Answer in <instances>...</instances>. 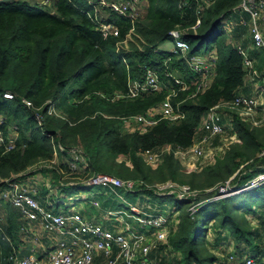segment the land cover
<instances>
[{
  "label": "trees",
  "instance_id": "16d2710c",
  "mask_svg": "<svg viewBox=\"0 0 264 264\" xmlns=\"http://www.w3.org/2000/svg\"><path fill=\"white\" fill-rule=\"evenodd\" d=\"M50 3V8L44 9L30 0H0V127L4 135L9 130L16 132L10 149L0 146V179L24 170L36 159L51 158L58 142L62 150L56 149L60 155L57 166L41 168L51 172L50 181L57 193L87 188L83 179L94 173H108L140 181L131 190L138 195H148L158 203H172L177 214L174 223H168L166 245L149 252L158 264L167 253L174 254L172 260L168 258L169 264H222L219 252L224 254L220 247L227 238L233 239L238 251L260 247L264 237V180L230 195L213 196L218 193V185L229 178L239 187L264 171V120L253 123L232 112L231 124L237 139L217 152L212 162L190 171L184 170L172 151L161 152L154 167L140 154L142 149L164 144L189 146L210 106L237 93L250 92L246 80H264L263 50L252 45L248 48L259 73L253 80L246 77L243 57L237 50L238 42L247 47V39L241 38L247 25L239 21L240 15L247 16L241 14L239 0H213L201 9L194 0L180 6L179 0H144L128 47L121 50L124 60L115 50V41L127 29L125 17L102 10L106 19L119 28L118 35L103 36L88 15L86 0ZM197 17L200 24L194 31L190 25ZM225 20L233 25L230 39L222 26ZM175 26L182 30L192 53L216 54L214 76L202 93L191 97L196 76L183 59L173 58L167 68L188 84L172 97L173 104L179 101L183 117L176 121L161 118L143 132L130 131L119 116L144 112L161 100L172 85L161 62L164 50L158 46L171 39L167 30ZM144 66L156 70L160 89L127 97V80H141ZM3 91L11 92L12 97H3ZM21 97L34 106H43L39 110L40 124ZM48 100L53 102L54 114L45 111ZM75 145L82 154V161L76 162V174L69 171L66 161V150ZM62 173L66 179L74 180H60ZM164 180L188 184L195 193L182 199L172 193L155 194L152 185ZM41 188L40 202L46 192L43 185ZM242 193L245 195L240 197ZM58 197L53 195L51 204H42L52 207L60 202ZM191 203H196L193 212L189 210ZM101 205L111 207L112 201L105 199ZM20 223L17 210L0 201V226L13 245L18 242ZM207 230H211L210 238ZM4 233L0 231V264H11Z\"/></svg>",
  "mask_w": 264,
  "mask_h": 264
},
{
  "label": "built area",
  "instance_id": "2783aa9c",
  "mask_svg": "<svg viewBox=\"0 0 264 264\" xmlns=\"http://www.w3.org/2000/svg\"><path fill=\"white\" fill-rule=\"evenodd\" d=\"M144 0H86L89 5L88 15L103 36L119 34V28L113 21L107 20L106 16H100L97 8H106L116 14L125 17L128 20V26L123 36L115 41V50L122 54V49H126V42L130 35L134 32V22L138 15V9ZM187 0H179V6L185 4ZM198 4V8H204L210 5L213 0H194ZM238 8L241 14L239 21L243 25H247L250 38V45L261 48L264 52V0H239ZM231 21H223V28L227 32L233 28ZM200 24V18L197 17L190 27L195 31ZM167 34L171 37L173 46L160 53L161 62L165 67L164 75L171 78L172 85L168 87L165 95L155 104L149 105L144 112L119 116L123 125L130 131L137 130L143 132L145 129L156 123L159 119L164 118L169 121H176L183 117L184 112L179 108V101L172 102V97L176 96L179 90L188 87L187 81L181 75L174 73L167 67L171 64L173 58H181L188 65L190 73L196 76L193 82L194 87L189 96L202 93L210 84L214 72L216 54L213 52H196L190 51L189 43L182 37V30L178 27H172L167 30ZM230 39V37H228ZM237 50L243 57V64L247 69L246 77L253 80L255 76H259L257 69L253 67L252 59L248 53V48L236 43ZM161 50V49H160ZM124 60L123 54L121 55ZM161 81L156 70L150 66H144L143 77L141 80H127L125 95L127 97H135L141 92L156 91L160 89ZM264 86V83H263ZM261 90L263 87L260 86ZM3 97H12L9 91L2 92ZM21 101L25 106L33 111V115L38 124H40L41 105L34 106L29 99L21 97ZM45 106L46 113H55L53 102L47 101ZM260 107L263 112L264 119V100L259 102L255 94L237 93L229 100H223L210 106L202 117L199 128L194 136V140L187 147L177 145L172 147L171 144H164L159 148H145L140 150L143 160L154 167L158 162L159 156L163 151H172L174 156L181 162V158L185 160V165L190 171L201 167L214 160L217 152L223 151L227 144L236 139L234 133H228L232 129L231 118L230 124L222 119L224 110H235L243 120L253 119V114ZM2 120H0L1 122ZM260 120H254L258 123ZM129 127V128H128ZM16 132L13 130L5 133L0 127V146L4 149H10L14 144ZM219 137L221 143L214 144V138ZM59 150L62 146L57 142ZM72 148V149H71ZM70 149V150H69ZM66 150L68 153V166L70 171L76 168V162L82 160V154L79 148L70 147ZM55 151H53V156ZM195 156L194 161L187 158ZM204 158V159H202ZM183 163V162H182ZM184 164V163H183ZM37 168V167H36ZM28 166L21 171L10 174L0 179V199L7 202L11 206L18 209L20 216L28 225L29 220H35L36 228L43 231L50 238H55L52 246L43 250L42 257H38L33 251L25 255H18L12 252L8 255L11 264H91L95 257L101 256L103 264H158L156 260L149 256V252L155 250L159 245H166L168 232L167 212L164 209L158 211L150 206L148 201H144L145 207L139 208L136 204L128 202V208H99L98 200L94 197L88 199V204L96 206L103 210L101 216L107 223L111 225L101 224L99 221L87 217L75 208L72 204L73 200L79 198H87L86 195L71 196L67 202L69 209L59 210L52 207H45L38 199L33 187L28 184V178L43 180L47 188H52L53 193L46 194L45 197L59 195L56 189L49 184V175H43L38 169L37 173H29ZM26 174V176H22ZM45 176V177H44ZM49 176V177H48ZM44 177V178H43ZM264 180V171L257 173L244 186L235 187L231 182V178L227 179L224 184L217 187L218 193L213 197L226 196L237 191L246 189L247 187L258 184ZM28 181V182H27ZM38 183H41V181ZM42 184V183H41ZM49 184V185H48ZM82 184L86 186L98 185L106 187L110 192L114 193L119 199L122 191H131L140 184L131 178H120L108 173H94L82 180ZM45 188V187H44ZM139 188V187H138ZM151 190L155 194L172 193L176 198L182 199L195 192L190 189L188 184L177 183L172 180H164L156 182L152 185ZM46 197V198H47ZM146 198V197H145ZM148 198V197H147ZM54 201L47 199L45 203L51 204ZM63 202V199L61 200ZM174 215L177 210L171 207ZM196 203L189 205L191 212L195 211ZM161 211V212H159ZM119 218V219H118ZM121 221V228L116 229L113 221ZM109 221V222H108ZM21 227H25L22 225ZM222 264H264V259L256 258L252 255H243L238 257L235 253H228Z\"/></svg>",
  "mask_w": 264,
  "mask_h": 264
},
{
  "label": "rangeland",
  "instance_id": "374dc122",
  "mask_svg": "<svg viewBox=\"0 0 264 264\" xmlns=\"http://www.w3.org/2000/svg\"><path fill=\"white\" fill-rule=\"evenodd\" d=\"M30 3H33L37 7H41V8H44V9L50 8V6H51L50 0H30ZM104 9L105 8H102V7L101 8H97V12H98V14H100V16H106V14L104 13V11H102ZM230 24H231V22L228 25L230 26ZM225 34L227 35V37H232V31H230L229 27L227 28V32L225 31ZM242 37L247 39V43H246L247 45L246 46L250 50L251 49V45H250V38H249L248 30H247V32L244 31L242 33L241 38ZM130 39H131V35H130L129 40ZM129 40H127V42H126V47H128ZM172 46H173L172 40L171 39H166V40H163L159 44L158 48L161 49V50H167V49L171 48ZM204 52L206 53L208 51H204ZM263 82H264V80L263 81L255 80L254 82H251L249 80H246L245 81V84L248 85L249 90H250V92H248V93L249 94H255L258 97L259 102H263V100H264V86H263ZM260 86L263 87V90L259 89ZM248 93H245V94H248ZM232 112H235V114L238 115V112H236L235 110L234 111L224 110L223 113H222L223 120H227L228 118H230ZM253 116L254 117H257L256 111L254 112ZM106 117H116V116L107 115ZM0 120H2V116L1 115H0ZM70 147H74V146H70ZM70 147H68V149ZM75 147L78 148L76 145H75ZM56 149L57 148H54L53 149V151H55V155L54 156L52 155L51 158H49V159H42V158L36 159L35 161H33L28 166V168H29L28 170L29 171L32 170L36 174L37 171H38L37 170V168H38V169H40L42 171V173H44L43 175H45V176L46 175H49L50 176V173L51 172L48 169L42 170L41 168H53L54 166L55 167L57 166V164H58L57 162H58V159H59L60 155H58L56 153L57 152ZM119 158H121V156ZM187 159L192 162V161L198 160L200 158L196 159L195 156H191V157H188ZM202 159H204V158H202ZM63 160H64V158H63ZM181 160H182V162L184 164L180 160L179 161L182 164L184 170L186 171L187 168L190 169L189 167H187L185 165V160L182 159V158H181ZM66 161H68V159H66ZM79 161H82V160H79ZM74 173L76 174L75 171H74ZM22 176H26V174H22ZM65 176H66L65 173H62V175L60 176L59 179L60 180H63V181H71V180H74L73 178L66 179ZM37 177L40 178V176H37ZM38 178H36V179H30V178H28V181L29 182L28 181L27 182H28V184L31 187L34 188L36 194H38V196H39V193H40V195H42L41 194L42 188L39 185L38 181L39 182L41 181V183H42L43 187H45V189H46V186H45V182L43 180H39ZM50 179L51 178H49L47 180L49 184H51L50 183ZM75 179H77V178H75ZM47 189L48 190H47L46 194H49L50 195L51 193L54 192L52 188H47ZM94 191L98 192L95 195V197L98 200V203L100 205L99 208H102V205H101L102 202L105 199H108V200L112 201V205H110L112 208H124V209H127L128 208V202H131L133 204H136L139 208L141 207L142 209H144V208H146L145 205H147V204H145L146 202L144 203V201H148L149 202V199H151L150 196H149L150 197L149 198L148 195H146V194H145L146 196L138 195L135 191H133V192L132 191H122L121 198L116 199L118 197L114 193L110 192L108 188L102 187V186H98V185H90L87 188H83V189H80L78 191L72 190V191H67L65 194L64 193L63 194L60 193V197H58V199H61V200L63 199V202L60 200V202L56 205V209L66 210L67 211L69 209V204L67 202V200H68L69 197H71V196H78V195H86L87 198H79V199L73 200L74 203L72 205L75 208H78L79 211L81 213H83V214H86L87 215V212H88L89 214L87 215V217H90V218H92L94 220L99 221L101 224H104V225H107L108 227H111V225L109 223H107L105 220H103V218H102V217H105V213L101 216V214L103 213V210L97 208L96 206H91V205L88 204V199L93 195V192ZM244 195L245 194L242 193V194H240V197H242ZM46 197H47V195H46ZM46 197H45V194H43L42 202H44V199ZM240 197H239V199H241ZM47 199H51V196H48ZM149 204H150V206L154 207L155 208L154 210H156V211H158L160 209H164V211H166L168 213V217H169L168 218V223H172V224L174 223V218L176 216L171 211L172 210L171 209V207H172V203L171 202H161V203H158V201H156V200L153 201V199H152L149 202ZM159 212H161V211H159ZM112 223L114 224L113 226L116 229L121 228V221L120 220L113 221ZM25 227H26V223H25ZM25 227L19 228L20 232L17 231V237H20V234L23 237L21 240L18 241L19 243H22V240L24 238H28L26 236V234L29 233V230L27 228H25ZM210 237H211V230H207V238H210ZM12 247H14L13 246V243H12ZM167 254L169 256L168 255L167 256H163L164 258H162V256L160 257V258H162L160 264H169V259L168 258H171V260H172L174 254H172V253L171 254L167 253Z\"/></svg>",
  "mask_w": 264,
  "mask_h": 264
},
{
  "label": "crops",
  "instance_id": "0c3cea01",
  "mask_svg": "<svg viewBox=\"0 0 264 264\" xmlns=\"http://www.w3.org/2000/svg\"><path fill=\"white\" fill-rule=\"evenodd\" d=\"M243 94V93H242ZM256 113H257V117H254L253 116V119H248V120H251L253 121L254 123V120H260L262 121V116H263V112L262 110L260 109V107H258L256 109ZM231 118V117H230ZM223 119V118H222ZM264 120V119H263ZM225 122H228L230 124V120L229 118L227 120H224ZM234 133L235 132L233 131V126H232V129L231 130H228V133ZM236 135V134H235ZM237 139V137H236ZM235 139V140H236ZM214 141L216 144H219L221 143L220 141V138L217 136L214 138ZM234 141V140H233ZM232 142V141H231ZM230 142V143H231ZM228 143L227 146L230 144ZM226 146V147H227ZM29 173H34L32 170L29 171ZM40 186H42L41 183H39ZM98 192L94 191L93 192V195L91 197H95V195L97 194ZM96 198V197H95ZM45 201L47 200V198L44 199ZM1 202L3 203H7V202H4L3 200L0 199ZM40 201V200H39ZM44 201V202H45ZM151 201V199H149V202ZM42 203V202H41ZM8 204V203H7ZM10 205V204H9ZM57 205V204H56ZM56 205H53V209H56ZM11 206V205H10ZM13 207V206H11ZM103 207H107V208H110L109 206H102ZM15 208V207H13ZM18 212V219L21 221L20 223V226L19 228H21L22 225L25 226V220L20 216L19 214V211L17 208H15ZM111 209H115V208H112ZM256 220L255 219H252V223H256L255 222ZM28 230H29V233L26 234V236L28 238H24L22 240V243H19L17 242L18 245H13L14 247H12V242L9 240V238L6 236V234L4 233V230L2 229V227L0 226V231L4 233V239L7 241L8 245H9V251L7 253V259L9 260L8 258V255L12 252H16L19 256L20 255H25L27 253H30L31 251H33L38 257H42V253H43V250L48 247V246H52L53 243H54V240L55 238H50L49 236H47L43 231L41 230H38L36 228V222L35 220H29V223L28 225H26V227ZM39 231V232H38ZM18 232H20V230L18 229ZM18 238V241L21 240L23 237L22 235L20 234V237H17ZM227 241V242H226ZM220 250L224 252L221 253L219 252L220 256H222V259H225L226 255L228 253H235L238 257H241L243 255H252L256 258H259V259H264V237L261 241V244H260V247H248L246 248L244 251H238V248L236 247L234 241L232 238H227V240H223L222 242V245L220 247ZM10 261V260H9ZM91 264H103V258L101 256H98V257H95L93 262Z\"/></svg>",
  "mask_w": 264,
  "mask_h": 264
}]
</instances>
